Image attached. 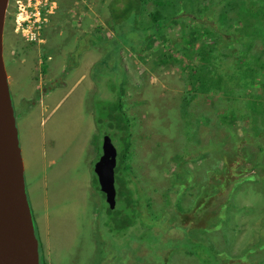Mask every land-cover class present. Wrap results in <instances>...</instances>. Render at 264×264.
<instances>
[{
    "label": "rangeland",
    "instance_id": "374dc122",
    "mask_svg": "<svg viewBox=\"0 0 264 264\" xmlns=\"http://www.w3.org/2000/svg\"><path fill=\"white\" fill-rule=\"evenodd\" d=\"M110 1L55 0V7L48 12L41 27H35L33 31L29 29L31 33L26 34L23 33L26 29H17L25 14L29 13L25 2L19 5L8 0L7 3L3 35L6 67H12L11 60L18 58L17 61L22 60L18 63V66L21 64L22 75L29 72L31 76L36 75L38 71L42 72L40 56L45 49L51 60H46L43 69L47 70L51 65V71L57 72L50 79L53 86L56 85V103L44 110L33 107L31 124L26 130L22 121L18 119L17 123L21 129L19 141L26 190L42 261L44 264H107L102 263V257L115 253L116 260L122 264H132L130 259L139 264H205L202 259L181 252V247H187L183 244L188 240L185 233L180 243L167 242L166 259L158 255L153 263L152 258H148V251L139 255L130 248L132 241L139 243L131 237L134 229L123 225L116 228L112 220H108V212L101 205L105 199L96 189L93 165L101 152L102 137L109 135V114L113 111L117 115L115 121H111L115 126L117 123L121 126L123 122L127 124L128 116L132 121L130 132L133 133L129 142L136 152L143 151L145 157L138 160L134 157L131 162L147 191L156 186L151 192L155 213L161 211L159 204L165 192L170 193L172 202L177 200L178 195L169 186L180 189V181L171 184L170 178L181 166H197L200 176L208 164L220 166L225 161L230 163L228 175L224 173L223 177L228 180L218 186L224 193L214 198L221 203L230 190L235 206L231 208L230 212L234 213L229 218L222 213L225 223L221 224L233 226L227 245L228 253L234 256L225 261L229 264H264V165L254 167L251 162L259 158L257 162L264 163V133L255 131L260 128L264 132V113H261L264 110V16L262 22L256 24L255 32L250 31L247 37H244V32L248 30V24L242 20L247 13L246 8L260 16V12H264V0H205L210 3V10L204 13L203 23L218 28L223 35L230 33L233 36L229 40L231 44L236 37L244 38L251 47L245 51V56L251 58L256 55L262 65L249 72L257 79L254 84L243 87L241 83L232 81L223 88V91H228L225 93L227 96H242L244 101H249L252 110L248 116L244 112L248 110L247 106H237L244 101H236V112L231 113L223 110L219 102L222 92L216 94L214 102L216 95L194 88L190 79L187 82V66L197 62L193 50L201 41L200 37L188 41L191 45L185 41L188 36L181 28L188 14L180 15L183 21L164 25L165 29L151 38V45L150 41L144 44L141 53H136V49L124 42L120 49L114 50L111 49L113 41L110 38L115 28L107 10ZM229 1L235 3L225 14L231 25L226 20L224 26H220L218 14L226 12ZM155 2L145 0L142 12L145 14L152 10ZM139 20L140 28H145L143 17ZM95 22L99 40L105 44L101 47L95 43L96 48L90 46L85 50L83 45L90 42L88 38L78 48L79 37L86 36ZM133 33L134 28L129 29V37ZM186 50L192 59L184 57ZM232 63V57L223 58L218 69L223 80L227 73L233 72L238 76ZM182 64H185L184 68ZM82 71L84 76H80ZM111 83H116L121 91L119 109L108 105V101L115 100L120 94L118 88L109 87ZM189 87L193 92L183 99L181 94ZM182 107L184 112H181ZM122 110L127 116L117 121ZM244 134H250L252 140L245 141L241 138ZM111 140L117 144V138ZM242 146H247L253 156L256 151H261L260 155L246 161L241 160L240 152L234 155V159L229 157L228 154H234V148ZM175 154L180 158L174 159ZM182 155L190 157L183 162L180 160ZM248 172L255 174L254 179L242 181L236 188L240 182L234 180ZM40 177L44 189L37 183ZM183 206L189 207L190 213L195 211L200 215L202 212L195 210L189 200ZM241 207H244L243 211H238ZM209 208L213 206L209 204ZM176 221L180 227L182 224L190 225V222L181 223L179 217ZM159 222L168 225L161 215L154 229L160 226ZM171 228L172 231L168 228L165 232L166 236L179 235L178 229ZM144 231L147 234L143 240L145 245L150 244L152 250L163 246L166 240L157 238L147 228ZM254 243L256 252H247ZM161 254L165 255V252Z\"/></svg>",
    "mask_w": 264,
    "mask_h": 264
},
{
    "label": "trees",
    "instance_id": "16d2710c",
    "mask_svg": "<svg viewBox=\"0 0 264 264\" xmlns=\"http://www.w3.org/2000/svg\"><path fill=\"white\" fill-rule=\"evenodd\" d=\"M144 2L145 0L110 1L107 10L109 12V17L111 19L113 28H115V33L110 38V41H113V46L111 49H120V45L122 42H124L133 49H136V53H141L144 50V44L147 41H150L151 45V38L155 35H158L163 29H165L164 25L169 22L175 23L177 21H183L180 15L188 14V18L184 26L181 28V31L185 33L186 36H188L185 41L190 43L189 45H191V42L197 37H200L201 41L200 44H198L193 50V56L197 62H193V64L187 66L188 71L185 72L187 82L190 79L194 88H199L203 92H211L213 95L222 92L223 95L221 96L222 98L219 102L223 106V110L227 109L226 111L235 113L236 108L234 106L237 105L236 101L241 102L244 101L245 98L242 96H227L225 93H228V91H223L224 85L232 81L241 83L243 87L249 83L254 84L255 80L257 79L254 75L249 74V72H252L253 67L261 65L256 55L252 56L251 58H247L245 56V51H247L250 47V45L248 46V42L244 41V38L236 37L234 42L231 44L229 43V40L233 39V36L230 33L229 35H223L221 34L222 31L220 32L218 28L204 24V13H207L210 10V3L206 2L205 0H156L154 3V8L145 14L142 12L144 8ZM234 4V2L229 1L226 12H219L218 16L220 20V26H224L226 20L228 24L231 25L230 20L228 18L226 19L225 14L228 12V7L230 6L233 8ZM245 10H247V13L245 14L244 18H242V20L244 21V24H248L246 27L248 30L244 32V37H247L249 36L247 33H250V31L255 32V28L257 27L256 24L262 22L261 18L264 16V12H260L259 16L257 12L252 11L250 8H246ZM197 12L200 14L198 15ZM141 16L144 19L145 28L143 29L140 28L139 19ZM95 26L97 28L96 22L94 23V26H91L95 34L92 31L93 34L91 33L84 37L83 35L79 37L78 48L84 41H87L88 38L90 39V44H93L92 41L101 45V47L105 44L103 41L99 40V34L96 33ZM131 28H134V33L131 37H129L128 32ZM259 36L262 37V35ZM253 44L254 39L251 45L253 46ZM185 47L187 48V46ZM46 53L47 52H45L44 49V53L42 52V55L40 56L43 59L41 62L42 72L45 71L43 66L46 65ZM183 55L185 58L192 59V56L187 53V50ZM224 57H232V67L236 72H238L237 77L233 72L227 73L228 75H226L225 80L219 76L218 69ZM184 66L185 64H182L183 68ZM244 71H246V73L242 75V72ZM109 87L119 89L116 83H111ZM192 92V87H189L188 89H185L181 95L183 99H187L192 94ZM120 96L121 91L115 100L108 101L109 107L114 106L119 109ZM216 99L217 95L216 97L214 96V102H216ZM242 105L247 106L248 110L244 112L247 113L248 116V113L252 110V107H249V101L246 100L237 106L241 107ZM257 106L258 105L256 104V107ZM230 107L232 108L228 109ZM181 112H184L183 107ZM261 113H264V110L261 111ZM109 115L110 131L107 133H109L112 139L117 138V144H114L117 150L116 163L114 167L116 190L115 205L114 207L110 208L105 200H102L101 205L105 206L108 212L107 218L109 221L112 220L116 228H120L121 225H123L127 228H130L131 230L134 229L135 233L133 232L131 237L139 240L138 244H136L134 241H132V243L135 244L132 245L131 243L130 248L134 251V253L143 255L144 251H148V258H152L150 260H152L153 263L156 262L158 255L166 259V251H168L167 242L176 241L177 243H180L181 239L183 238V234L185 233L188 240L183 244L187 247L180 248L184 255H194L202 259L205 264H229L228 262L226 263L225 259L228 257L232 258L234 256L228 253L229 250L227 245L229 242L228 235L233 230V226H231L229 223L221 224L225 223L223 221L224 217L222 216V213L224 212L226 217L229 218L230 215L234 213H231L230 210L235 206L234 202L231 200L230 190L223 202L218 203L214 198H217L224 193L223 190L219 189L218 186L223 185V183L228 180L227 178L223 177L224 173L228 175V167L230 166V163L225 161L220 166H217L218 164H208V167L204 168L200 176L198 175L199 172L197 170V166L192 167V165L184 164V166H181L180 170L173 172V175L170 178L171 184L175 183V181H180L178 182L181 185L180 189L169 186V189L173 190L178 195L177 200L172 202L170 193L167 194V192H165L166 195H161V201L159 204V206H162L161 211L155 213L153 211L154 208L151 192L156 189V186L152 191H147L145 189V184L139 179V175L135 170L136 168L134 167V164L131 162L134 157L136 160H138V158L145 157V155L142 154L143 151L136 152L135 149H133L134 145L131 143V141L129 142V138L133 133V131L130 132L132 121L131 119L129 120L128 116L127 124L123 122L122 126L119 123H117L115 126L111 121H115V117H117L116 113L112 111ZM125 116L127 115L123 111L122 115L118 117L117 121ZM255 131L264 133L262 130L260 131V128H257ZM118 132H120V134H118ZM244 136L246 138H244ZM241 138H243L245 141H248L249 139L252 140V136L250 134H244L241 136ZM239 152L241 160L246 161V159L252 160L255 156L257 158L261 151H256L253 156V153H249L250 149L247 146H242L241 148H234L233 155H228L234 159V155ZM178 155L179 154H175L173 158H180ZM189 157L190 156L182 155L180 160L186 162ZM258 159L259 158H257L255 162L251 161L252 166L256 167L257 165H264V163L257 162ZM219 175L221 177H219ZM94 177L97 187L96 189L104 197V193L99 189L95 172ZM254 177V173L248 172L245 175L236 178L234 182H240L236 185V188L241 186L242 181L244 182L251 178L254 179ZM186 200L193 202V208L195 210H202L200 215L195 213V211L190 213V208L183 206ZM209 204L212 205L213 208H209ZM243 209L244 207H241L238 209V211H243ZM193 214L197 215L194 216ZM161 215L165 217L168 225L159 222L158 224H160V226L154 229L153 227L156 225L157 221H160ZM178 217L179 220H181V223L190 222V225L184 226L182 224L181 227L177 226L176 224L178 221L176 220ZM171 227L178 229L179 235L166 236L165 232L168 230V228L171 231L173 230ZM145 228L155 233L157 238L166 240L163 242V246H159L152 250L150 244L145 245V242L143 241L147 237V234L144 231ZM224 237L226 238L224 239ZM250 251L256 252L255 243L253 247L247 252ZM126 252L124 251L123 253ZM164 252L165 255H162L161 253ZM150 254L153 256H149ZM245 254L241 255L245 256ZM102 260L104 261L102 263L122 264L121 261L116 260L115 253L112 255L103 256ZM39 261L40 264H44L40 255V250ZM130 263L139 264L140 262H133L130 259Z\"/></svg>",
    "mask_w": 264,
    "mask_h": 264
},
{
    "label": "water",
    "instance_id": "95a60500",
    "mask_svg": "<svg viewBox=\"0 0 264 264\" xmlns=\"http://www.w3.org/2000/svg\"><path fill=\"white\" fill-rule=\"evenodd\" d=\"M7 2L0 0V264H40L39 239L26 190L24 163L4 58ZM116 154L110 136L104 135L93 170L110 208L115 205Z\"/></svg>",
    "mask_w": 264,
    "mask_h": 264
},
{
    "label": "crops",
    "instance_id": "0c3cea01",
    "mask_svg": "<svg viewBox=\"0 0 264 264\" xmlns=\"http://www.w3.org/2000/svg\"><path fill=\"white\" fill-rule=\"evenodd\" d=\"M88 20L90 21V18ZM92 31L94 33L93 28H90V30L88 31V35L91 34ZM90 46L96 48V44L94 42L93 44H90L88 42L87 44L83 45L85 50L90 48ZM88 52H90V49L88 50ZM81 57H83V54L81 55ZM14 59H12L10 62L12 67L10 66V68H7L8 82L12 96V103L15 109L16 122L18 123V119L22 121L23 127L25 129L28 127V124H31V117L33 116V107H36L37 109L41 108L44 110L50 104L56 103V100L54 99V93L57 91V89L55 87L56 85L53 86V83L50 79L57 72H52L50 65L47 70L43 72L38 71L36 75L31 76V72H29L28 74L24 73L22 75V67L20 66L21 64L18 66V63H20L22 60L17 61L18 58ZM46 60H51L49 55L47 56ZM83 71L80 72V76H84ZM47 80L48 82H46ZM46 83H49V86H46ZM17 128L18 134L21 137V129H19V125L17 126ZM40 148L42 149V146ZM40 180H42L41 177L39 178L37 183H39L40 187L44 189V184H42Z\"/></svg>",
    "mask_w": 264,
    "mask_h": 264
},
{
    "label": "built area",
    "instance_id": "2783aa9c",
    "mask_svg": "<svg viewBox=\"0 0 264 264\" xmlns=\"http://www.w3.org/2000/svg\"><path fill=\"white\" fill-rule=\"evenodd\" d=\"M26 7L30 19L41 27V24L47 18L48 12L55 7V0H26Z\"/></svg>",
    "mask_w": 264,
    "mask_h": 264
},
{
    "label": "bare ground",
    "instance_id": "6f19581e",
    "mask_svg": "<svg viewBox=\"0 0 264 264\" xmlns=\"http://www.w3.org/2000/svg\"><path fill=\"white\" fill-rule=\"evenodd\" d=\"M16 3H19V5H21L22 4V2H25L24 3V5H26V0H14ZM8 3V2H7ZM20 8V6L17 8V9H19ZM29 15V13H26L25 14V17L22 19V24L21 25H24V27H21V25H19V26H17V29H20V30H23V29H26L27 31L26 32H23V33H27V32H29V33H31V31H29V29L30 30H32L33 31V28H35V27H39V26H37V24L35 23V22H33L31 19H30V17L28 16ZM15 30H16V27H15ZM35 31V30H34Z\"/></svg>",
    "mask_w": 264,
    "mask_h": 264
},
{
    "label": "flooded vegetation",
    "instance_id": "af4514ba",
    "mask_svg": "<svg viewBox=\"0 0 264 264\" xmlns=\"http://www.w3.org/2000/svg\"><path fill=\"white\" fill-rule=\"evenodd\" d=\"M105 197V196H104Z\"/></svg>",
    "mask_w": 264,
    "mask_h": 264
}]
</instances>
